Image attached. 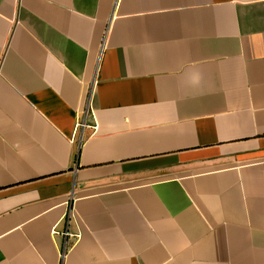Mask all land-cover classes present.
Instances as JSON below:
<instances>
[{"label":"crops","instance_id":"obj_1","mask_svg":"<svg viewBox=\"0 0 264 264\" xmlns=\"http://www.w3.org/2000/svg\"><path fill=\"white\" fill-rule=\"evenodd\" d=\"M0 264H264V0H0Z\"/></svg>","mask_w":264,"mask_h":264},{"label":"built area","instance_id":"obj_2","mask_svg":"<svg viewBox=\"0 0 264 264\" xmlns=\"http://www.w3.org/2000/svg\"><path fill=\"white\" fill-rule=\"evenodd\" d=\"M102 46H104V41H103V45ZM88 111H89V108L87 107V109H85V110H83L82 112H81V114H80V116H79V119H78V121H77V127L78 128H82V127H84V126H86L87 125V123H86V119H87V116H88ZM66 222L68 223V224H70V222H71V212H69V216L67 215V217H66ZM55 229H56V227H55ZM57 232H59V231H57ZM63 234L64 235H67V236H70L71 235V233H70V231L69 230H65L64 232H63ZM77 236V235H76ZM68 243L67 242H65V245H64V247H63V251H62V257H64V255H65V253H66V251H67V249H68Z\"/></svg>","mask_w":264,"mask_h":264}]
</instances>
